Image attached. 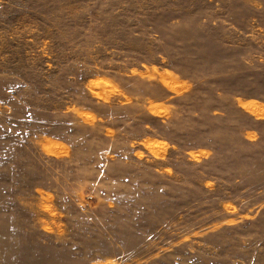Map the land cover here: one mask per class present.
Returning a JSON list of instances; mask_svg holds the SVG:
<instances>
[{
  "label": "rangeland",
  "instance_id": "374dc122",
  "mask_svg": "<svg viewBox=\"0 0 264 264\" xmlns=\"http://www.w3.org/2000/svg\"><path fill=\"white\" fill-rule=\"evenodd\" d=\"M264 0H0V264H264Z\"/></svg>",
  "mask_w": 264,
  "mask_h": 264
},
{
  "label": "bare ground",
  "instance_id": "6f19581e",
  "mask_svg": "<svg viewBox=\"0 0 264 264\" xmlns=\"http://www.w3.org/2000/svg\"><path fill=\"white\" fill-rule=\"evenodd\" d=\"M254 111L257 112V113H260V114L264 113L263 110H260V109H257V108L254 109Z\"/></svg>",
  "mask_w": 264,
  "mask_h": 264
}]
</instances>
